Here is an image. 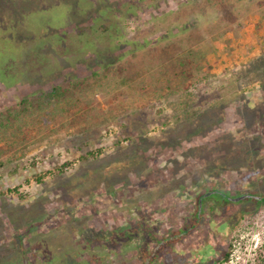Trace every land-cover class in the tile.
<instances>
[{"label": "rangeland", "instance_id": "1", "mask_svg": "<svg viewBox=\"0 0 264 264\" xmlns=\"http://www.w3.org/2000/svg\"><path fill=\"white\" fill-rule=\"evenodd\" d=\"M57 85L0 127V264L261 263L264 0H0V113Z\"/></svg>", "mask_w": 264, "mask_h": 264}, {"label": "trees", "instance_id": "2", "mask_svg": "<svg viewBox=\"0 0 264 264\" xmlns=\"http://www.w3.org/2000/svg\"><path fill=\"white\" fill-rule=\"evenodd\" d=\"M189 55L191 54L190 53L186 54V56ZM196 56L198 55L196 54ZM186 63L191 64L188 62L187 58H182V60L179 62V64L182 66L186 65ZM65 93H66V89L57 85V86H53L47 92L36 95L34 98L21 99L18 103V109L16 110V113H14L11 110H7L5 113H0V127L5 126V123L12 118H16L17 116L24 115L31 111L40 110L41 108L47 106L48 104L61 100L65 96ZM227 256L228 255L225 254L224 260L227 259ZM260 264H264V259L261 261Z\"/></svg>", "mask_w": 264, "mask_h": 264}]
</instances>
